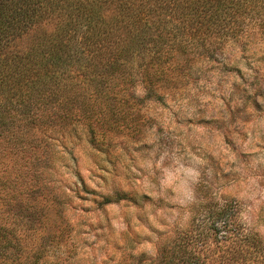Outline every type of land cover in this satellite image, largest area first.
<instances>
[{
  "label": "rangeland",
  "instance_id": "obj_1",
  "mask_svg": "<svg viewBox=\"0 0 264 264\" xmlns=\"http://www.w3.org/2000/svg\"><path fill=\"white\" fill-rule=\"evenodd\" d=\"M242 39L224 63L181 65L167 96L138 105L134 130L56 159L48 192L16 190L0 164L10 243L37 264H156L162 247L188 239L193 216L227 205V233L264 237V30ZM223 252L210 245L207 260L230 257Z\"/></svg>",
  "mask_w": 264,
  "mask_h": 264
},
{
  "label": "trees",
  "instance_id": "obj_2",
  "mask_svg": "<svg viewBox=\"0 0 264 264\" xmlns=\"http://www.w3.org/2000/svg\"><path fill=\"white\" fill-rule=\"evenodd\" d=\"M262 30L264 0H0L1 173L16 190L48 192L56 159L134 130L138 105L167 96L181 65L224 63ZM231 209L193 216L195 232L162 247L156 264H211L210 245L230 255L218 264H264V237L227 233ZM9 232L0 227V264H37Z\"/></svg>",
  "mask_w": 264,
  "mask_h": 264
}]
</instances>
